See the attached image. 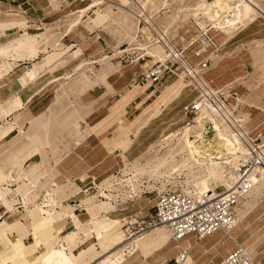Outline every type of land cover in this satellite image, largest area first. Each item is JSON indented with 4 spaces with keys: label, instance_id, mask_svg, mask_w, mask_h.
<instances>
[{
    "label": "rangeland",
    "instance_id": "rangeland-1",
    "mask_svg": "<svg viewBox=\"0 0 264 264\" xmlns=\"http://www.w3.org/2000/svg\"><path fill=\"white\" fill-rule=\"evenodd\" d=\"M76 1L77 0H51L49 3L52 4L55 11L58 13L69 3H72L73 6ZM201 1L202 0H109L108 2L112 5H115V2H122V6L127 7L130 13L117 11V9L112 6L111 8L114 9V13L110 14L108 18L100 20L95 26L94 20H89V23L84 22L87 20V16L92 15L91 10L87 12V15L83 16L80 22V29L73 28L71 31H69L70 24L71 21L75 19L76 14L63 12L66 14L65 20L67 21L65 23L56 22L52 26H45L43 30L35 34L34 32H28L26 29H23L19 35L13 36L5 42L0 43V56L13 57V52L18 53L23 50L27 52V49L29 50V48H27L28 46L26 48H23V46L29 41H32L33 44L36 42L38 45L41 40H47L46 35L52 36L53 34L55 37L56 33L54 31L53 33L50 32L48 29L49 27L66 25L67 28L65 32L67 31L68 34L74 32L77 40L81 39L84 31L92 30L97 27L99 28L98 37L99 35L102 36V38L106 40L107 45L104 40H101L105 50L103 49V51L100 52V56H98L95 61L82 60L83 56L79 47L71 49V46L62 48L61 45H52L53 49L49 51V55L46 58L47 64H51V66H49V78L51 81L55 82V85L51 88L52 95L49 97L50 101L57 100L58 95H56V93L59 89L65 93L66 91L75 93L81 92L84 88L96 84L98 81L105 83L107 75L115 69L118 82L120 83L122 82L121 78L123 80V78L135 77L133 85L142 82L150 84L151 82H149V79L145 78L143 74L146 73L148 69L152 68V66H155L158 60L163 61L164 57L163 48L159 44H156V41L153 42V40H151L152 32L147 30L141 31L139 30L140 28L137 27L138 20L135 14H138L140 9H143L147 16H151L152 20L158 23L160 22L159 26H162V30L166 31V38L170 40L171 43L178 47L186 48L185 46L188 45L187 43L191 42L192 45H190L193 50L190 52V60L194 61L192 62L193 64L198 66L199 60L210 58L209 61L205 63L207 66L200 75H203V79H206L204 80L216 93L218 91L224 94L229 92L228 102L224 103L233 115L243 119L245 117L242 128L249 133L247 134L248 137L251 139L259 137L260 143L264 144V113H262L264 112V0H242L252 8L253 17H251L244 26H241L238 30L224 38L221 37L222 33L213 27L214 22L205 17V15L201 13V10H198L197 5L201 3ZM30 2L41 7L46 5L45 0H30ZM19 9L26 15V11L22 9V7L16 8V11H20ZM165 10L167 12L159 17L160 13ZM195 11L198 12L196 16L192 14ZM155 18H157V20ZM22 19L23 18H20L18 24H23L22 27H24V20ZM139 25L141 26V24ZM203 34L211 39L212 44L203 47V51L198 57L199 59H196L197 57L193 55V52L201 47L197 39L199 36H204ZM58 35L59 34H57V36ZM179 36H181L182 40L179 39ZM13 44H15L17 49L14 48ZM47 44L50 45L49 43ZM133 51L135 54H138V56L145 52L150 58L144 57V60H139L137 63L131 62L126 54ZM53 53H58V55H53ZM100 58L103 59L100 60ZM68 67H71L75 73L73 78L69 82L66 80H59L63 75L62 72ZM206 73L209 77L204 76ZM181 76V72L174 71L165 76L162 86L157 85L156 88L155 84L151 83L152 85L149 89H155V92L151 96L148 95L146 104L150 103V105L141 110L139 116L132 120L133 122L131 121V127L133 126V128H128L124 134L118 131L115 132L114 138H112L106 150L113 151L119 149L122 153L119 173L115 175L117 172H114L98 181H91L96 185V192L103 198H99L97 193L92 195L85 194L84 189L87 187V184L83 186L81 184L83 180L76 182L80 185L78 190L81 189V192L78 197L82 200L89 203H100V201H109L111 203L112 207L100 204V207L95 209L96 213L99 211L102 213L104 211L106 213L109 211H116V214L111 216L106 215V218L104 217L100 222V250H108V248L110 249L118 245L117 242L122 239L125 241L123 245H118L119 249L114 255L109 256L105 263L101 262L100 264H119L118 262L122 260L121 258H123V255L132 250L129 246H126L131 243L134 238L138 239L139 236H141L138 234L143 230L136 231L137 228H139V223L142 220H149L153 215V206L155 202L151 204L147 210L137 212V210L128 209L127 204L131 199L128 196L131 195L134 198L138 196H150L156 191L157 198L161 192L172 188L189 190L194 194L192 192L195 190L193 182L190 177L188 179L186 178L185 172H180V176V173L177 174L172 170L170 171L169 167L162 168L161 171L163 174L158 176L140 171L141 168L148 170L147 166L155 164L160 157L169 158L170 154L177 153V139L179 135L182 134V126L188 125L196 127L194 118L197 115L188 116L186 108L196 100L197 94L194 88L187 85L188 80ZM211 78L214 79V82H219L216 87L211 85V81H209ZM128 80L130 81L128 82ZM128 80V84H124V87L126 85L131 87L132 84L129 85L131 79ZM146 87L147 85L144 84L137 90L145 91ZM175 98L176 100L172 102ZM162 107L165 108L164 112L161 113ZM120 108L121 105L117 108L116 115L118 117L124 116L122 112H119ZM158 118H160V120L156 121ZM45 119L51 122L54 128L59 126H71V128L75 129L78 127V123L75 121V118H73V115L67 112L55 114L50 118L44 117V120ZM148 124H152L153 127L145 129L144 137L140 140L141 143L137 146V149L134 150V154L131 155L130 158H126L123 152L127 151L133 144L134 141L132 140V136H137L135 142L138 141L141 126ZM206 130L205 134H210L211 128L208 124ZM194 131H196L195 128L189 131V139L193 140L195 138ZM262 149L264 150V147ZM175 158L178 160L179 156L175 155ZM129 178L132 179L133 189L129 183L125 182V179ZM121 181H123V183L119 185ZM212 186L214 187L216 195L222 196L220 194L223 188L215 184ZM36 189L37 188H35L34 192L31 191V194H29L31 198L27 199V203L31 205V207L33 204L39 205L40 210H38V215L47 216L48 213H43L42 208H45L47 204H51V206L52 204L54 205V203L51 202L52 193L45 192L36 194ZM107 193L112 194L110 199L105 195ZM27 197L28 196L25 198ZM243 202L239 203L238 206L241 208L244 215L242 219V232L244 233L241 235L237 234L240 236L236 241L240 244L239 246H241L243 241H250L257 251H264V187L259 188V191H254L250 196H247ZM75 203L66 200L63 205L60 204L61 206L57 211L63 212V207L68 205L73 206ZM108 209L111 210L108 211ZM76 213H80V211L78 210ZM59 217L60 214H51V218L56 219ZM234 219L236 221V216H234ZM31 223L32 222H30V226H32ZM61 226H57V229L55 226H51V229L60 233L59 229ZM71 228L72 226H69L68 230H71ZM160 231L165 233V239L157 236V232ZM4 232L10 233L9 230H5ZM126 232H128V234H126ZM131 234H133L132 237L130 236ZM143 235H148L144 240L146 245L142 248L143 250L141 252L136 254V257H138L139 254H143V259H145V257L147 260L158 259V257L164 255L168 251L170 245L173 246L170 233L166 228L155 229L151 227L144 230ZM136 236H138V238H136ZM151 238L157 239L151 242ZM13 239L15 240L10 234V239L3 238V240L0 241V249H2L0 258L14 251L17 240L13 242ZM25 241L27 242L25 246V250L27 249V251H25L24 248L22 249ZM25 241L19 244V248L26 254H29V252H32V254L35 253L37 247L34 248V246L31 245L33 240L28 236ZM233 241H231V243ZM35 242L36 245L40 246L38 240H35ZM50 242L51 243L47 242V244L49 243L48 247L56 245V242ZM232 246L233 249L238 247L235 244H232L231 248ZM55 248L60 247L57 245ZM44 251L45 249H42L41 253ZM231 251L232 250L229 252ZM226 253L220 258L219 262L228 254ZM35 255L37 254L35 253ZM32 256L33 255H30V257ZM7 264L17 263L13 261ZM34 264L38 263L36 262Z\"/></svg>",
    "mask_w": 264,
    "mask_h": 264
},
{
    "label": "crops",
    "instance_id": "crops-1",
    "mask_svg": "<svg viewBox=\"0 0 264 264\" xmlns=\"http://www.w3.org/2000/svg\"><path fill=\"white\" fill-rule=\"evenodd\" d=\"M50 1L45 0L46 5L41 7L32 4L30 0H0V43L19 35L23 29L35 34L43 30L45 26H52L56 22L65 23L67 21L65 20L66 14L57 13L49 3ZM21 7L26 11V15L20 9V11H16V8ZM166 12L165 10L160 13L159 17ZM20 18L24 20V27H22L23 24H18ZM157 18L155 19L157 20ZM66 28V25L49 27L50 32L56 33L55 37L53 34L52 36L46 35L47 40H41L38 45L36 42L34 45L32 41H29L28 45L23 46V48L28 46L29 50L13 52V57L0 56V224L4 221L7 223L0 232V241L3 238L10 239V234L15 238L13 242L17 240L14 251L0 258V264H5L7 258L14 254L19 248V244L24 242L28 236L33 240L31 245L34 248L37 247V251L35 250L37 255L42 249L62 248L63 254L70 258L73 264L105 263L109 256L118 251V245L124 244L122 239L117 242L118 245L108 248V250H100V222L104 217L106 218V215L116 214V211L111 212L109 211L111 209H108L107 213L105 211L96 213L95 209H98L100 204L106 203V206L112 207L111 203L109 201L89 203L82 200L78 197L81 189L78 190L80 185L76 182L83 180L81 184L84 186L92 183L93 180L98 181L108 174L119 172L122 153L119 149L113 151L106 149L116 131L124 134L128 128H133L131 121L139 116L141 110L150 105V103L146 104L148 95H153L155 89L151 88L150 90L152 84H147V82L133 85L135 77L123 78V80L121 78L122 82L120 83L115 69L107 75L105 83L98 81L81 92L75 93L69 91L65 93L59 89L56 93L57 100L50 101L51 88L55 82L49 78L51 64H47L46 58L49 51L53 49L52 45H61L62 48L71 46V49L79 47L83 56L82 60L95 61L96 59L95 54L92 53L93 46L90 43L93 37L98 34L99 28L84 31L80 40H77L74 32L69 34L67 31L65 32ZM57 34L59 35L57 36ZM101 40H104L107 45L106 40L99 35V46L105 50ZM13 45L17 49L15 44ZM191 50H193L191 47L187 48L185 54L190 64L197 66L192 63L193 60H190ZM56 54L58 55V53H53V55ZM196 57L199 59V56ZM209 59L199 60L198 66L201 63H207ZM206 66L207 64L201 70V74ZM207 73L204 75L205 77H209ZM62 74V79L59 80L67 82L75 75L71 67L65 69ZM201 76L203 78V75ZM128 79H131L129 85H132L124 87L123 85L127 83ZM209 81L215 87L219 84L212 78ZM144 84L147 85L145 91L137 90ZM155 86L157 88V85ZM175 100L176 98L172 102ZM120 105L121 108L123 107L122 111L121 108L119 110L124 115L122 117L116 115ZM164 108L162 107L161 113L164 112ZM62 112L72 114L78 127L75 129L71 126L54 128L51 122L44 120V117L50 118ZM159 120L160 118L156 121ZM151 127H153L152 124L142 125L139 139L136 142L135 137L132 136L133 144L123 152L126 158H130L134 154V150L137 149L141 143L140 140L144 137L145 129ZM35 188H37L36 194L52 193L51 202L54 205L47 204L45 208H42L43 213H48L47 216L38 215L40 206L36 208L32 205L31 207L27 203V199L31 198L29 194L31 191L34 192ZM26 196L28 197L25 198ZM108 198L110 199V197ZM66 200L68 202L79 201L81 209H78V205L75 203L73 206L63 207V212H58L57 210ZM25 206L29 209L26 217L21 214ZM89 206L92 207V214L88 212ZM77 209L80 213H76ZM51 214H72L74 219L69 225L61 224L63 226L60 225V233H58L51 229V226H58L54 220L50 221ZM30 222L34 226L38 224L41 228H33L30 226ZM69 226H72L71 230H68ZM5 230H9L10 233L4 232ZM219 233L221 232L213 234L212 239H216ZM143 234H140L139 238L136 236L138 239L134 238L126 246H129L132 252L125 253L122 260L118 262L119 264H171V260L172 264H182V261L176 260L179 251L167 259L164 255L153 260H147L146 257L143 259V254L136 257V254L141 252L145 246V244L141 247L139 245L142 243L141 238L145 240V237L148 236ZM35 240L40 242V246L35 244ZM195 240L199 241L200 238ZM50 241L56 242V245L48 247ZM47 242L49 243L47 244ZM172 242L175 241L172 240ZM23 245L22 249L25 250L27 242L25 241ZM57 245L60 248H55ZM139 249L141 250L137 251ZM234 249L233 246L232 248L230 246L223 247L220 250L221 257ZM178 250H182V248ZM134 251L137 253L134 254ZM1 252L2 249H0V254ZM258 252L263 261L262 264H264V251ZM196 253L190 264H207L208 259L216 258L218 255L212 248H202Z\"/></svg>",
    "mask_w": 264,
    "mask_h": 264
},
{
    "label": "bare ground",
    "instance_id": "bare-ground-1",
    "mask_svg": "<svg viewBox=\"0 0 264 264\" xmlns=\"http://www.w3.org/2000/svg\"><path fill=\"white\" fill-rule=\"evenodd\" d=\"M108 1L109 0H77L73 6L72 3H69L67 6L63 7L64 9L61 12L76 14L75 19L71 21L69 31H71V29L73 28L80 29V22L83 19V16L87 15V12L91 10L92 15L87 16V20L83 21L85 23H89V20H94L95 26L100 22V20L108 18L110 17V14L114 13V9L111 8L112 6H114L117 11H125L130 13L127 7L122 6V2H115V5H112ZM197 7L198 10H201V13L205 15V17L214 22L213 27L222 33L221 37L223 38L232 34L241 26H244L251 19V17H253L252 8L249 4L242 0H202L201 3L197 5ZM192 14L196 16L198 12L195 11ZM135 17L138 20L137 27L140 28L139 30L157 32V38H163L162 42L156 41L155 43L159 44L163 48L164 57V60H158L156 65H164L166 58H168L167 52H171L172 50L173 53L177 54L175 48H172L170 45L171 41L166 38V31H163L162 26H159L158 22L152 20L151 16H147L145 10L143 9H140V12L138 14H135ZM141 21L145 23L143 27L139 25ZM97 38L98 35L96 34L90 43L93 46L92 53L95 54L96 58L100 56V52L103 51V49L99 46L100 43H98ZM179 39L182 40L181 36H179ZM197 40L201 47L194 50V56H199L203 51V47H207L212 44L211 39H209L205 35L199 36ZM187 44L188 45L185 46L186 48H180H182L183 50V54L187 60V63L190 64L185 54V50L191 47L192 44L191 42ZM165 46L169 49H167ZM102 59L103 58H100V60ZM204 66V63H201L196 67L192 66L191 64L190 68L187 66V69L191 70L193 76V78L190 76L187 78V85L189 87L191 86V88H194L197 94L196 100L191 104L197 105V110L194 114L195 116L197 115L194 118L196 127L188 125L182 126V134H180L177 139V153L170 154L169 158L160 157L159 159H157L155 164L147 166L148 170H145V168H141L140 171L148 172L156 176L163 174L161 169L167 167H169L170 171L172 170L177 174H179L180 172H185L184 174L185 176H187L186 178H191L193 186L195 187V190L192 192L198 198H201L202 195L208 198L220 197L216 195L214 187L212 185L215 184L217 186H221L223 190L220 195H222L223 197H231V195L233 194V198L235 199L233 210L234 216H236V221L234 219V221L228 227L220 230L221 233H219L216 239H212V236L218 231H215L212 234H203L199 237H197L194 233H188L182 236L179 240L173 242V246L170 245L168 251L164 254V256L165 259H167L171 257L175 252L184 250V256L182 258H179L177 253L176 260L179 262L182 261V264H190L192 262V259H194V254L199 251V249L212 248L218 255L216 258L211 257L210 259H208L207 264H223L225 257L230 252L224 258H222L223 260L221 262H219L222 256L220 254V250L223 247H231L232 244H235L236 246L243 248L249 258H252L251 260L254 263L262 264L263 261L259 252L255 249L252 243H250V241H243L241 246H239L240 244L236 240L239 239L238 237L244 233L242 232V219L244 215L243 211L238 206L239 203L243 202L244 199L247 196H250L254 191H259V188L264 187V150L262 149L264 147V144H261L260 142H252V140L254 139L249 138L247 135L249 133L244 130V128H242V124L243 122H245V117L243 119L233 115L224 102H222L221 105L217 104L215 107L209 102H204L203 96L205 95V91L216 93L200 75L201 70L204 68ZM178 72L182 73V78H186L185 72H183L182 70ZM229 123H231L233 126H231ZM207 124L211 128L210 134H205V132L207 131ZM193 128H195L196 131H194L195 138L192 140L189 139L188 135L189 131ZM252 150L255 151L257 157L254 156ZM175 155L179 156L178 160L175 158ZM252 158L256 160V164L251 165L249 169L242 173L241 171L243 169H241V167L245 163H248ZM125 182L129 183V185H131L133 189L132 179H125ZM240 182L241 189L237 191L236 185ZM122 183L123 181L119 182V185H121ZM181 190L192 194L189 190ZM160 194L158 195V197L160 196ZM105 195L110 198L112 197L111 193H107ZM128 197L131 198L127 204L128 209L137 210V212H143L147 210L151 206V204L157 201L158 198H156V191L153 192V194L150 196H138L137 198H134L130 195ZM33 206H35L36 208L39 207V205L37 204H33ZM28 211V207L25 206V209L21 212L22 216L26 217V213ZM88 212L92 214L91 206L88 207ZM64 217L66 218L65 220L63 219ZM73 219L74 216L72 214L60 215L58 219L50 217V221L54 220L58 224V226H60L61 224L69 225L72 223ZM6 225V221L0 224V232L2 231V228H5ZM32 226L34 227L33 224ZM37 227H39L38 224L34 228ZM55 227L57 229V226ZM152 227H154L155 229L166 228L168 230L165 225H154ZM142 230L143 231H141L138 235L144 233V229ZM132 235L133 234H131L130 236L132 237ZM192 235L198 239L200 238V240L196 241V238L194 239ZM157 236L159 238L165 239L166 235L161 231ZM156 239L157 238H151V242H154V240ZM231 241L233 242L231 243ZM141 242L142 243L139 244L140 247L145 244L142 238ZM220 246H222V248H220ZM179 248H182V250H178ZM140 250L141 249L137 251ZM137 251H134V254L137 253ZM63 252L64 251L62 248L47 249L43 253L39 252L38 255H35L30 252L29 254H26L22 251L21 248H18L13 255L7 258L5 264L11 261H15L17 264H34L36 262L38 264H73V261L65 254H63ZM30 254L33 256L30 257Z\"/></svg>",
    "mask_w": 264,
    "mask_h": 264
},
{
    "label": "built area",
    "instance_id": "built-area-1",
    "mask_svg": "<svg viewBox=\"0 0 264 264\" xmlns=\"http://www.w3.org/2000/svg\"><path fill=\"white\" fill-rule=\"evenodd\" d=\"M140 24L141 27H143L145 23L141 21ZM151 35V40H153V42H162L163 38H157L158 34L156 32H152ZM170 45L172 48H175L177 54L173 53L172 50L171 52H167L168 58H166L164 65L159 64L155 67L152 66L153 68L148 69V71L143 74L145 78H148L149 81L155 85L161 86L164 82L165 76L174 71L178 72L182 70L185 72L186 79L189 76L193 78L191 70L187 69V66L190 68V64L187 63L182 48L173 43H170ZM126 55L129 57V60L134 63L139 62V60H144V57L150 58L145 52L139 54V56L138 54H135L134 51ZM205 63L206 62H204V64ZM204 94V102H209L214 107L217 104L221 105L222 102H228V96L230 95L229 92L224 94L219 91L217 93L205 91ZM196 110V104L190 105L186 108V113L188 116H193ZM229 124L233 126L231 123ZM252 142L259 143L260 138L257 137L252 140ZM252 151L254 156L257 157L255 151ZM254 164H256V160L252 158L248 163H245L241 167V169H243L241 172L244 173ZM118 173L119 172L115 175ZM240 189L241 182L236 185V190L239 191ZM84 193L89 195L97 193L94 182L85 187ZM97 195L99 198H103L100 194L97 193ZM234 201L233 194L231 197L220 196L216 198H208L202 195L201 198H198L196 195L184 192L180 188L167 189L157 198V201L153 206V215L147 221L142 220L136 231L142 229L147 230L154 225H165L170 231L171 238L174 241L179 240L182 236L188 233H194L197 237L202 236L203 234L214 233L215 231H220L228 227L234 221ZM72 202L75 203L74 201ZM76 203L78 209H80L79 201ZM17 205L19 206V204ZM126 234H128V232H126ZM184 254V250L179 251V258H182ZM223 264L256 263L249 258L243 248L236 247L225 257Z\"/></svg>",
    "mask_w": 264,
    "mask_h": 264
}]
</instances>
